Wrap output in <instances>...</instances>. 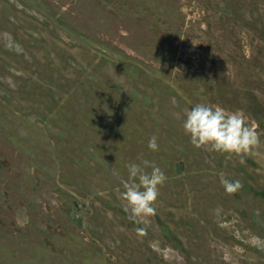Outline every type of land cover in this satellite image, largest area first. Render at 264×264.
Instances as JSON below:
<instances>
[{
	"label": "rangeland",
	"instance_id": "1",
	"mask_svg": "<svg viewBox=\"0 0 264 264\" xmlns=\"http://www.w3.org/2000/svg\"><path fill=\"white\" fill-rule=\"evenodd\" d=\"M198 103L260 144L195 148ZM144 160L167 180L136 222ZM0 264H264V0H0Z\"/></svg>",
	"mask_w": 264,
	"mask_h": 264
},
{
	"label": "clouds",
	"instance_id": "2",
	"mask_svg": "<svg viewBox=\"0 0 264 264\" xmlns=\"http://www.w3.org/2000/svg\"><path fill=\"white\" fill-rule=\"evenodd\" d=\"M182 127L190 143L197 149H208L216 153L243 155L260 144L259 133L249 126L239 112H229L219 106L198 103L185 110ZM157 137L148 141V148L158 150ZM130 163L129 179L123 183L121 198L126 201L131 218L139 222L156 214L154 204L159 188L167 177L162 169L149 161ZM151 167V172L146 168ZM226 193L234 194L241 187L239 180L221 181Z\"/></svg>",
	"mask_w": 264,
	"mask_h": 264
}]
</instances>
